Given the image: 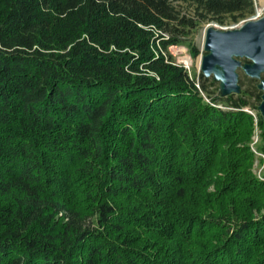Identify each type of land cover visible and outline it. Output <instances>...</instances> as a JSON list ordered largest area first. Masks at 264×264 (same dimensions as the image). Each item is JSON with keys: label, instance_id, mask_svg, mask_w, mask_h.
<instances>
[{"label": "trees", "instance_id": "1", "mask_svg": "<svg viewBox=\"0 0 264 264\" xmlns=\"http://www.w3.org/2000/svg\"><path fill=\"white\" fill-rule=\"evenodd\" d=\"M254 12L255 0H0V264H264L243 110L262 92L213 96L169 51L197 57L200 26Z\"/></svg>", "mask_w": 264, "mask_h": 264}, {"label": "water", "instance_id": "2", "mask_svg": "<svg viewBox=\"0 0 264 264\" xmlns=\"http://www.w3.org/2000/svg\"><path fill=\"white\" fill-rule=\"evenodd\" d=\"M202 50L200 71L219 81L221 95L241 92L240 68L259 80L257 87L262 95L258 109L264 122V15L233 28L207 27Z\"/></svg>", "mask_w": 264, "mask_h": 264}, {"label": "rangeland", "instance_id": "3", "mask_svg": "<svg viewBox=\"0 0 264 264\" xmlns=\"http://www.w3.org/2000/svg\"><path fill=\"white\" fill-rule=\"evenodd\" d=\"M264 15V0H255V12L250 15L248 18L241 20L239 22H234V23H226V24H219L216 22H209V23H205L202 26L199 27V29L195 32L194 35V43L200 48V50L202 51L197 57H193L191 54V51L189 49V47L184 46V45H179V46H171L169 48L170 53L173 55L174 60L179 63L184 65V67L187 68V70L189 71L190 75L192 76H199L200 74V63H199V59L201 58V56L204 54L203 52V44H204V40H205V32L207 27L209 26H214L216 28H221V29H228V28H233V27H237L239 25H241L244 21L250 19V18H254V17H259ZM239 83L241 85V90H245V89H253L255 84L259 83V80H255L250 78L249 76H247L244 71L242 69H239ZM208 81L207 84L210 85L209 89L214 91L212 93L213 96L217 95L218 92H220L219 90V81L216 82V84H212L211 82L213 81V77H208ZM255 80V81H254ZM202 94L204 96L207 97V94L205 92H202ZM251 102H254L256 104L253 103V105H259L257 102H255V97L252 96L251 98ZM260 133L262 136V139L260 141V148L262 149V146L264 145V126H260ZM251 142V141H250ZM250 144V143H249ZM264 151V149H262ZM254 153V152H253ZM255 164V161H254ZM253 172L262 180H264V172H262L261 174H259L258 171H256L254 169V165H253ZM261 176V177H260Z\"/></svg>", "mask_w": 264, "mask_h": 264}, {"label": "built area", "instance_id": "4", "mask_svg": "<svg viewBox=\"0 0 264 264\" xmlns=\"http://www.w3.org/2000/svg\"><path fill=\"white\" fill-rule=\"evenodd\" d=\"M260 17V16H259ZM258 18V17H254ZM199 87V84H197ZM206 98V96H205ZM208 102L210 100L206 98ZM244 111L249 113L252 118H253V133L251 137V142H250V147L251 150L254 152L255 155V164H254V169L261 174L264 172V151L260 148V141L262 139L261 133H260V111L256 107L252 106H246L243 108ZM261 177V176H260Z\"/></svg>", "mask_w": 264, "mask_h": 264}, {"label": "flooded vegetation", "instance_id": "5", "mask_svg": "<svg viewBox=\"0 0 264 264\" xmlns=\"http://www.w3.org/2000/svg\"><path fill=\"white\" fill-rule=\"evenodd\" d=\"M247 60H243V62H246ZM241 69V68H240Z\"/></svg>", "mask_w": 264, "mask_h": 264}, {"label": "bare ground", "instance_id": "6", "mask_svg": "<svg viewBox=\"0 0 264 264\" xmlns=\"http://www.w3.org/2000/svg\"><path fill=\"white\" fill-rule=\"evenodd\" d=\"M199 63H200V59H199Z\"/></svg>", "mask_w": 264, "mask_h": 264}]
</instances>
